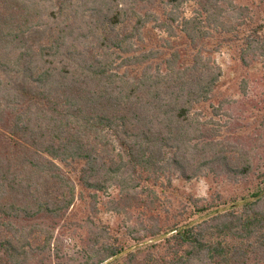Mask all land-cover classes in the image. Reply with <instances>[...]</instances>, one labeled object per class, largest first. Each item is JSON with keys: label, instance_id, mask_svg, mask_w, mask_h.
Segmentation results:
<instances>
[{"label": "trees", "instance_id": "16d2710c", "mask_svg": "<svg viewBox=\"0 0 264 264\" xmlns=\"http://www.w3.org/2000/svg\"><path fill=\"white\" fill-rule=\"evenodd\" d=\"M225 50L264 69V0H0V264H66L62 223L87 230L82 264H264L257 149L217 138ZM207 174L255 185L178 193L161 223L174 177ZM111 187L116 212H156L149 234L67 220Z\"/></svg>", "mask_w": 264, "mask_h": 264}, {"label": "rangeland", "instance_id": "374dc122", "mask_svg": "<svg viewBox=\"0 0 264 264\" xmlns=\"http://www.w3.org/2000/svg\"><path fill=\"white\" fill-rule=\"evenodd\" d=\"M185 8L187 15H190L189 5ZM216 59L223 66L225 72L223 85L219 91L227 100L220 111L221 113L214 118L220 134V137L217 138L227 141V144H239L245 148L254 146L258 152L256 164L261 167V171H264V137H262L264 127L261 125L264 115V69L261 59L255 57L253 61L250 60L246 70H240L239 64L233 59V53L227 50L216 55ZM242 83L246 84L245 92L241 91ZM216 105L218 104L216 103ZM254 178L253 176L241 179L240 182H229L225 178L208 174L191 180L175 176L173 179L174 188L165 194H160L157 202L161 223L166 220L169 212L174 214L183 203L184 197L179 196L178 193L207 199L216 191L229 194L236 190L239 192L248 190L255 185ZM119 195L118 189L114 187L98 192L96 210L92 209L93 200L89 195L79 198L69 210L67 220L84 219L91 214L99 224L108 226L111 236L117 237L120 242H129L128 226L137 227L142 237L146 233L149 234L154 223L151 218L157 217L156 212H150L145 207L128 208L125 203H120V207L126 206V208L121 209V212H116L113 206H115L116 200H119ZM64 226L62 223L57 229L59 239L56 241V245L64 244L65 253L73 259L68 261L69 258H67L61 261L66 264H82L86 260L82 248H84L85 241L83 240L87 230L73 223ZM56 262L55 264H57Z\"/></svg>", "mask_w": 264, "mask_h": 264}]
</instances>
